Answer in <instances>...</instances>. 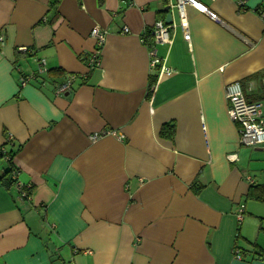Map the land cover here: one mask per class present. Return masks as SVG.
I'll use <instances>...</instances> for the list:
<instances>
[{"label": "crops", "instance_id": "crops-1", "mask_svg": "<svg viewBox=\"0 0 264 264\" xmlns=\"http://www.w3.org/2000/svg\"><path fill=\"white\" fill-rule=\"evenodd\" d=\"M196 1L222 22L186 6L187 42L177 0H0V146L32 189L4 187L0 160V264H264L246 199L264 146H241L225 92L240 82L264 118V0ZM168 6L153 51L170 74L146 43Z\"/></svg>", "mask_w": 264, "mask_h": 264}, {"label": "built area", "instance_id": "built-area-1", "mask_svg": "<svg viewBox=\"0 0 264 264\" xmlns=\"http://www.w3.org/2000/svg\"><path fill=\"white\" fill-rule=\"evenodd\" d=\"M130 2L131 0H124ZM247 0H237V6L240 9H244L246 6ZM186 6H190L195 10L199 11L202 14L207 15L216 23H221V19L208 10L205 6L198 3L196 0H177V3L171 4V7L177 10L179 17V26L185 34V40L190 42V33H189V20L186 14ZM260 17L264 20V12L259 13ZM175 24L166 25L163 21H159L155 24L152 29L151 36L153 43L156 44H171L172 42V31L175 29ZM124 34L129 33L128 28H124ZM107 32L101 28H94L91 31V37L95 40V49L87 58V67L90 71L98 68L100 66V54L102 48L106 41ZM4 45L3 38L0 37V49ZM26 51V49H22ZM152 60L151 66L155 68L156 66H161V72L170 74V71L165 69L162 66L161 60L154 54L152 49L151 51ZM41 64H45L44 61ZM72 79H69L66 85L63 88L59 89V92H64L70 86ZM23 85L26 84V81H22ZM226 100L229 105V116L240 126V144L246 148H259L264 146V118H263V107L260 102H248L245 97L243 86L240 82H233L228 84L225 88ZM98 137H92L93 140H96ZM235 158V157H231ZM16 188L19 190L21 198L26 199L29 196L28 188L15 183ZM243 211L239 214V220H242Z\"/></svg>", "mask_w": 264, "mask_h": 264}, {"label": "trees", "instance_id": "trees-1", "mask_svg": "<svg viewBox=\"0 0 264 264\" xmlns=\"http://www.w3.org/2000/svg\"><path fill=\"white\" fill-rule=\"evenodd\" d=\"M151 31L147 32L146 43L148 44L149 48L153 49L154 43L151 36ZM154 80L151 82V86L153 85ZM251 102V101H248ZM259 102V101H254ZM174 129L173 128H164L162 130V135L166 137H172ZM0 160H6L7 162V169L5 170L4 174L1 177V184L6 188H11L17 182V170L13 164V152H7L4 146H0ZM32 189H29V193ZM247 201H252L256 203L264 204V183L262 184H252L249 187L247 196ZM258 248V247H257ZM256 254L260 256L261 252L256 251Z\"/></svg>", "mask_w": 264, "mask_h": 264}, {"label": "water", "instance_id": "water-1", "mask_svg": "<svg viewBox=\"0 0 264 264\" xmlns=\"http://www.w3.org/2000/svg\"><path fill=\"white\" fill-rule=\"evenodd\" d=\"M170 10H171L170 6L165 8V12L167 13V17L165 20L166 25H173V18H172V14L170 13Z\"/></svg>", "mask_w": 264, "mask_h": 264}, {"label": "rangeland", "instance_id": "rangeland-1", "mask_svg": "<svg viewBox=\"0 0 264 264\" xmlns=\"http://www.w3.org/2000/svg\"><path fill=\"white\" fill-rule=\"evenodd\" d=\"M263 222V221H262Z\"/></svg>", "mask_w": 264, "mask_h": 264}]
</instances>
